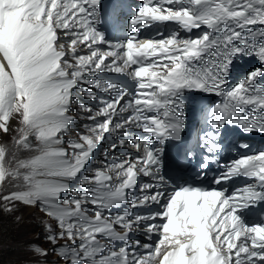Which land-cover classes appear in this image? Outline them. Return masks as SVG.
Returning <instances> with one entry per match:
<instances>
[{
  "label": "snow or ice",
  "instance_id": "snow-or-ice-1",
  "mask_svg": "<svg viewBox=\"0 0 264 264\" xmlns=\"http://www.w3.org/2000/svg\"><path fill=\"white\" fill-rule=\"evenodd\" d=\"M99 6L100 0H0V132L7 134L10 120L19 118L15 144L32 153L13 156V164L0 146V184L11 180L17 188L0 195L4 210L14 211L18 202L55 219L58 231L46 225V239L65 264H264V216L244 218L264 203V149L219 159L225 126L264 134V0H141L128 19L129 34L115 42L101 30ZM168 23L188 33L207 30L186 38L179 31L141 36ZM111 24L118 29V17ZM245 56L260 66L233 83L234 61ZM102 73L127 76L134 91L101 79ZM77 89L99 106L75 101L92 123L66 141ZM189 92L221 97L203 109L208 128L198 144L205 152L198 176L210 188L174 174L178 165L166 171L167 145L185 139ZM117 130L142 155L113 157L81 179L106 133ZM184 155L190 160L191 148ZM213 163L223 171L209 177ZM140 175L151 182L138 184ZM239 177L253 182L229 194L224 186ZM137 231L156 239L131 240ZM29 250L49 255L39 245Z\"/></svg>",
  "mask_w": 264,
  "mask_h": 264
},
{
  "label": "rangeland",
  "instance_id": "rangeland-1",
  "mask_svg": "<svg viewBox=\"0 0 264 264\" xmlns=\"http://www.w3.org/2000/svg\"><path fill=\"white\" fill-rule=\"evenodd\" d=\"M9 126L10 131L7 134L0 132V146L7 149L6 162L11 161L14 164L15 160L27 158L30 152L18 148L15 144L17 130L21 126L19 118L11 119ZM67 134L73 139L79 136L72 128ZM15 183L5 181L0 184V195L17 190ZM26 207L17 202L15 210L7 212L4 210L5 205L0 201V252L5 253V255L0 253V264H58L57 254L51 250L53 246L46 239L45 228L46 225H51L50 220L39 208L34 211L32 207ZM29 245L49 249V255L46 258L38 256L29 250Z\"/></svg>",
  "mask_w": 264,
  "mask_h": 264
},
{
  "label": "bare ground",
  "instance_id": "bare-ground-1",
  "mask_svg": "<svg viewBox=\"0 0 264 264\" xmlns=\"http://www.w3.org/2000/svg\"><path fill=\"white\" fill-rule=\"evenodd\" d=\"M79 51H80L82 54L85 52L83 48H81ZM74 94H75V93H74ZM77 96H79V94H77ZM77 96H76V97H77ZM127 115H129V113H126V114H125V116H127ZM131 152H133V149H132ZM144 243H146V242H144Z\"/></svg>",
  "mask_w": 264,
  "mask_h": 264
},
{
  "label": "trees",
  "instance_id": "trees-1",
  "mask_svg": "<svg viewBox=\"0 0 264 264\" xmlns=\"http://www.w3.org/2000/svg\"><path fill=\"white\" fill-rule=\"evenodd\" d=\"M1 254L5 255V253L3 251L0 252ZM13 258V257H12Z\"/></svg>",
  "mask_w": 264,
  "mask_h": 264
}]
</instances>
